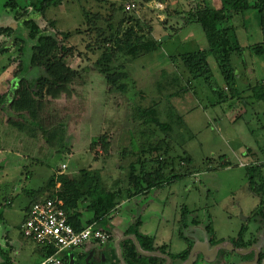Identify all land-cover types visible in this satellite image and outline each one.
I'll return each instance as SVG.
<instances>
[{"label":"rangeland","instance_id":"obj_1","mask_svg":"<svg viewBox=\"0 0 264 264\" xmlns=\"http://www.w3.org/2000/svg\"><path fill=\"white\" fill-rule=\"evenodd\" d=\"M8 1L0 0V27L9 26L15 31L11 36L0 33V49L9 48L0 53V90L14 89L20 77L34 79L45 74L44 69L30 64L33 41L28 38L23 20L15 18L12 8L6 6ZM28 1L17 0L21 5ZM137 1L139 7L128 13L119 8L122 0H64L62 5L49 8L45 18L37 17L43 28L54 22L53 31L71 33L68 39L60 36L70 48L65 60L70 67L85 71L72 97L49 101L42 112L45 121L67 124L64 151L57 152L13 127L10 118H18L10 106L13 91L0 104V234L5 235L3 239L0 235V264H39L45 258V247L26 238L21 229L31 191L42 194V198L60 192L63 185L59 176H74L86 168L99 170L108 188L117 179L124 184L130 163L148 143L145 126L134 120L133 108H147L155 102L159 117L170 123L171 129L164 133L150 124L154 140L164 139L168 155L176 159V168L187 167L180 159L188 154L193 173L147 194L125 198L112 211L107 228L114 230L117 238L118 232L140 219V231L155 238L157 245L168 246L172 253L182 252L188 242L197 245L212 237L224 243L242 237L246 243L260 245L264 252V208L256 214L261 197L249 188L247 176L251 164H263L264 175V101L255 100L247 91L249 85L264 79V59L250 49L263 39L258 11L249 8L234 14L229 22L235 27L231 39L244 48L241 56L233 55L232 63L238 72L236 86L244 92L245 102L230 97L218 102L217 91L227 85L213 55L208 57L212 84L203 77L191 76L181 61L171 59L208 47L201 25L187 23L188 11L175 12L192 9L203 1L174 0L163 8ZM131 27L143 33L151 30L152 35L147 37L161 41V47L137 59L118 53L114 66L128 72V91L111 92L96 64L103 51L112 46L102 43V39L118 29L122 35ZM15 38L20 41L14 43ZM23 45L27 49L20 60ZM21 61L23 71L17 76ZM185 87L188 89L183 91ZM104 134L112 144L108 153L100 145L92 147ZM123 147H127L126 156H121ZM224 162L228 166L222 167ZM53 177L57 182L51 188ZM186 208L188 219L182 223ZM75 248L60 255L66 264L75 260ZM214 257L209 255L207 260L213 261ZM228 257L226 260L232 264L241 258L233 253ZM223 260L215 259L214 264H223ZM194 264L206 262L200 257Z\"/></svg>","mask_w":264,"mask_h":264},{"label":"trees","instance_id":"obj_2","mask_svg":"<svg viewBox=\"0 0 264 264\" xmlns=\"http://www.w3.org/2000/svg\"><path fill=\"white\" fill-rule=\"evenodd\" d=\"M152 0H140V4L144 5ZM64 0H31L26 5H21L17 0H9L6 6H10L14 12V17L23 20V25L28 30V38L33 41L31 46L30 64L44 69L45 74L34 79L20 77L17 80L16 87L13 89V99L10 103L11 108L16 112L18 118L11 119L9 122L20 132L28 136L41 140L50 147L56 149L57 152L66 150V138L68 126L64 121L50 123L45 121L46 117L42 114L44 105L49 101L57 100L63 96L72 97L75 94V88L79 81L83 78V72L70 67L65 55L70 48L65 45L63 39H68L70 32L53 31L54 22H50L49 26L43 28L39 25L37 17L45 18L47 10L51 7L62 5ZM221 7L214 8L208 3H198L190 9L186 15L188 24L198 23L201 25L206 36L208 47L197 51H188L180 55L172 56L174 62L183 64L185 70L193 77H203L210 80L212 84V72L208 57L213 55L218 63L219 70L223 76L224 84L227 88H220L218 102L227 101L228 97L237 98L240 103L245 102L243 93L237 88L238 72L232 63L233 55L241 56L244 48L231 39L230 34L234 31V26L229 22L234 14L243 13L249 8H255L260 16L261 31L263 39L261 42L252 45L250 49L253 53L264 59V0H221ZM119 8L124 11L123 4ZM31 9V10H30ZM109 27L112 29V25ZM14 29L9 26L0 27V33L11 36ZM141 33V34H140ZM152 35L151 30L143 33V30L134 27L129 28L124 34H120L118 29L116 33L110 34L102 39V43H111L112 46L103 51L101 58L96 61L98 71L105 77L109 91L126 93L128 84L126 80L129 78L128 72L124 67L114 66V60L118 53L131 59H137L145 54H150L161 47V41L155 38L147 37ZM62 36V38L60 37ZM20 39L15 38L14 43H18ZM30 48V47H29ZM9 49L4 47L0 49V53ZM27 47L21 46L20 60L22 59ZM20 70L17 76L23 71V63L21 61ZM188 88H184L186 91ZM228 93H226V91ZM247 91L257 101H264V79L255 85H249ZM229 92L231 96H229ZM6 94H0V104L5 102ZM133 118L145 126L143 133L148 137V142L144 147L138 150V158L129 165L126 181L117 179L111 188H108L97 169H82L77 175L69 176L62 174L59 179L62 182L63 189L57 193H50L48 197L62 199L63 207L68 215L69 222L77 230H82L89 225L110 230L107 228L108 219L113 210H115L122 201L131 199L141 194H147L150 190L159 188L165 184L182 179L193 173L189 167L192 163L191 157L185 153L181 156V162L187 167L180 165L175 167L176 159L168 155V145L164 139L154 140L153 133L149 128L153 124L162 132L167 133L171 129V124L162 121L156 110V102L150 107L143 108L137 106L133 108ZM48 122V123H47ZM101 146L105 153H108L111 147V141L107 134L99 137V141L92 144L93 148ZM123 147L121 156H126L128 150ZM228 166L227 162L221 165ZM263 164H251L247 167V176L249 179V188L261 197V206L257 213H261L264 208V175L261 173ZM57 179H50L49 186L55 187ZM124 185V186H123ZM31 201L26 207V211L36 202L42 199L37 191H31ZM11 204V202H9ZM182 223L188 219L187 208L184 209ZM141 220L137 219L131 224L124 235H134L141 248L144 251H160L166 253L175 260L185 261L188 258L192 243L189 242L187 249L180 253H172L168 246H156V240L152 236L143 234L140 231ZM111 231V230H110ZM187 240V239H186ZM222 239L212 237L213 244L222 242ZM232 242L239 248H247L254 244L250 241L246 243L242 237ZM121 249V257L117 246L113 247L115 255L110 256L107 253L106 260L97 264H161L165 258L156 256L142 255L130 237L119 242ZM45 257L54 253L53 249L44 248ZM117 253V254H116ZM230 251L225 249L219 250V256L224 259L223 264H227V258ZM250 255H246L249 257ZM264 253H261L263 258Z\"/></svg>","mask_w":264,"mask_h":264},{"label":"built area","instance_id":"obj_3","mask_svg":"<svg viewBox=\"0 0 264 264\" xmlns=\"http://www.w3.org/2000/svg\"><path fill=\"white\" fill-rule=\"evenodd\" d=\"M122 4L124 11L128 13L139 7L137 0H122ZM146 4L163 8V4L158 0ZM62 168L66 169L67 165L63 164ZM63 204V200L58 196L43 197L26 211L21 223L22 233L26 238L54 250L53 254L46 256L39 264H64L60 255L66 249L81 247L91 241L105 244L111 237L109 230L95 225H89L82 230L75 229L68 220Z\"/></svg>","mask_w":264,"mask_h":264},{"label":"flooded vegetation","instance_id":"obj_4","mask_svg":"<svg viewBox=\"0 0 264 264\" xmlns=\"http://www.w3.org/2000/svg\"><path fill=\"white\" fill-rule=\"evenodd\" d=\"M125 236V235H124ZM123 236V237H124ZM111 238H112V234H111V237H110V239L106 242V243H108L109 241H111ZM125 239V238H124ZM123 240V239H122ZM121 241V240H120ZM192 243V246H191V249H190V253H189V255H188V258H189V256H190V254H191V251H192V249H193V247H194V243L193 242H191ZM219 243H224V241H222V242H219ZM219 243H217V244H219ZM228 243H232L233 245H234V247H235V249H246V248H239L238 246H236L232 241H229ZM205 244H208V248H209V250H213V248L217 245V244H213V242H212V239L210 240V241H208V242H206V243H198L197 244V246L198 247H204L205 246ZM260 244V243H259ZM253 245H257L256 243H254V244H252L251 246H253ZM156 246L157 247H160L161 245H157V243H156ZM188 246H189V242H188ZM188 246H187V248H188ZM251 246H249V247H251ZM259 246V258H258V260L256 259V250L255 249H252L250 252H248V253H246V254H239V253H237L236 252V250L234 249V250H228V249H225V250H228V251H230V253H233L235 256L236 255H240L241 256V258H240V260L239 261H235L236 263L235 264H238L239 262H243V263H245V264H264V256H263V258H261V253L263 252V250H261V247H260V245H258ZM249 247H247V249L249 248ZM187 248H185V249H187ZM97 249V248H96ZM184 249V250H185ZM220 249H223V248H220ZM219 249V250H220ZM98 252H100V249H98ZM149 252H154L155 254H153V255H150V256H156V257H161V258H165V261H163L161 264H184L187 260H188V258L185 260V261H182V260H173L172 259V257L171 256H169L168 254H166V253H162V252H160V251H149ZM264 253V252H263ZM142 254V253H141ZM142 255H145V254H142ZM210 255H213L214 256V253H212V254H210ZM246 255H250L249 257H246ZM147 256V255H146ZM209 256V255H208ZM200 257H202L203 258V260L206 262V264H214V260L215 259H220L221 257L219 256V251H218V254L214 257V260L213 261H208L207 260V257H205L204 256V254L203 253H201V252H198V255H197V258H196V260H195V262L200 258ZM104 258V260L106 259L105 258V255L103 254V253H101V254H99V258L97 259V260H99V263L102 261V259ZM229 258V257H228ZM227 258V259H228ZM235 260V259H234ZM255 260H257L255 263H252V262H254ZM194 262V263H195ZM194 263H192V264H194ZM227 264H232L230 261H227Z\"/></svg>","mask_w":264,"mask_h":264},{"label":"crops","instance_id":"obj_5","mask_svg":"<svg viewBox=\"0 0 264 264\" xmlns=\"http://www.w3.org/2000/svg\"><path fill=\"white\" fill-rule=\"evenodd\" d=\"M170 1H174V0H168V1L167 0L165 1L164 0V2L163 1H160V2L163 4V6H167V4H169ZM201 1H203L201 3H208L211 7H214V8H217V9L220 8L221 7V4H222L221 3V0H213L212 2H206L204 0H201ZM190 9H191V7H190ZM190 9L185 10V11L183 9L178 10V11L175 10V12L176 13L177 12L182 13V12L189 11ZM6 88L1 89L0 90V94H6V95H8L9 93H11L13 91V88L12 87H10V90L8 88L7 89ZM111 231H112L111 232L112 238H111V241H109L108 243L98 244L97 242L91 241V242L85 244L84 246L75 248V249H78V251H77V254L75 256L74 262L81 263V264H86V261L85 260H86V258L88 256L89 252L92 251L93 249L96 250V247H98V246H101L102 248H100V252H98V250H96V253H95L94 257L92 258L93 264L99 263V260H97V259L99 258V254H101V253H103L104 255H106L107 253H109L110 256H113L114 257L115 251L113 250V247L116 246V242L118 241V239H120V238H122L124 236V232L125 231L122 232V233L118 232L117 238L113 234V232H115V231L114 230H111ZM0 235H1L2 239L5 236L4 234H0ZM67 257H68L67 260H68V263H69V260H70L69 259V256H67ZM105 258H106V256H105ZM105 260H104V258L102 259V261H105ZM64 264H66L65 260H64Z\"/></svg>","mask_w":264,"mask_h":264},{"label":"water","instance_id":"obj_6","mask_svg":"<svg viewBox=\"0 0 264 264\" xmlns=\"http://www.w3.org/2000/svg\"><path fill=\"white\" fill-rule=\"evenodd\" d=\"M109 231H110V230H109ZM110 232H112V231H110ZM128 237H130V238H132V239L134 240V242H135V244H136V246H137V249H138V251H139L140 253L145 254V255H147V256H150V255L155 254L154 252L144 251V250L141 248V246H140V244H139L137 238H136L134 235H128V236H124V237L118 239V241L116 242V246H117V248H118V250H119V256H120V257H121V249H120V247H119V242H120V240H122V239H124V238H128ZM208 247H209L208 244H205L204 247H198L197 245H194V247H193V249H192V251H191V254H190L188 260H187L184 264H192V263H194L195 260H196V258H197L198 252L203 253L204 256L207 257L208 255H210V254H212V253H214V256H216V255L218 254V251H219L220 248L228 249V250H234V249H235V247H234V245H233L232 243H219V244H217V245L213 248V250H209ZM252 249H255V250H256V259L258 260V258H259V251H260V250H259V246H257V245H253V246L249 247L248 249L246 248V249H235V250H236V252L239 253V254H246V253L250 252ZM96 250H98V249H96ZM96 250L93 249L92 251L89 252V254H88V256H87V258H86V260H85V261H86V264H93V262H92V258L94 257V255H95V253H96ZM121 258H122V257H121ZM257 260H255V261L252 262V263H255ZM122 261H123V264H126L125 261H124L123 259H122ZM72 262H73V263H70V264H79V263H76V262H74V261H72Z\"/></svg>","mask_w":264,"mask_h":264}]
</instances>
